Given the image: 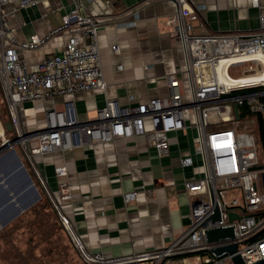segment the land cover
<instances>
[{
  "label": "built area",
  "instance_id": "built-area-1",
  "mask_svg": "<svg viewBox=\"0 0 264 264\" xmlns=\"http://www.w3.org/2000/svg\"><path fill=\"white\" fill-rule=\"evenodd\" d=\"M41 0H0V86L7 121L0 119V153L13 152L18 167L24 171L18 150L35 174L39 186L48 195L61 224L90 263L121 264L150 260L152 264H185L186 254L199 258V264H227L228 253L215 255L210 247L237 244L245 264L264 257V190L258 178L264 170L263 150L258 135L240 120L241 107L253 113H264V12L258 14V26L250 30L196 31L203 0H171L175 8L166 17L169 33L177 38L183 57L178 73L164 76L167 92L136 100L129 104L105 97L103 106L92 117L80 119L73 95L90 89L106 91L107 82L96 41L102 20L85 10L80 1L61 17L58 25L44 35L32 34L18 40L3 21L7 11L36 4ZM259 6V0H250ZM84 10V11H83ZM56 35L66 36L59 53L27 62L24 51H35ZM119 50L117 45L112 46ZM71 96L60 106L42 109L41 118L27 127L23 109L26 101ZM135 101V103H132ZM238 106V116L234 105ZM35 115L33 109L30 110ZM9 122L10 128L6 127ZM252 122V121H251ZM255 121H253L254 123ZM186 127L196 130V150L201 156L203 176L184 181L189 196L190 223L165 247L123 257H104L93 252L80 239L60 203L48 189L36 167L35 155L56 150L83 147L92 143H112L117 139L143 136L159 156L169 149V133ZM9 133L11 136H8ZM180 165L192 163L189 156L179 158ZM262 165L261 168H254ZM57 176L66 174L64 165L54 168ZM26 172V171H25ZM27 179L36 190L28 173ZM60 198L70 197L67 185L60 183ZM137 191L126 192L124 199L136 197ZM216 208L218 217H214ZM236 213L230 218L229 214ZM233 224L235 236L208 242L204 229ZM183 255L180 260L173 256Z\"/></svg>",
  "mask_w": 264,
  "mask_h": 264
},
{
  "label": "crops",
  "instance_id": "crops-1",
  "mask_svg": "<svg viewBox=\"0 0 264 264\" xmlns=\"http://www.w3.org/2000/svg\"><path fill=\"white\" fill-rule=\"evenodd\" d=\"M75 1L82 2L87 12L102 20L96 41L107 82L105 92L90 89L73 95L78 117H92L94 110L104 105L106 96L129 104L131 94L136 100L165 95L164 76L178 73L183 65L180 43L170 35L165 21L175 8L171 0H41L8 12L5 6L2 18L11 35L26 40L32 34L44 35L58 25ZM203 2L202 23L196 31L255 29L258 14L264 12V0H259L257 7L250 0ZM65 39L66 36L56 35L39 49L22 52V56L27 62H36L59 53ZM114 45L119 50H114ZM70 97L24 102L26 126L34 125V117L41 118L42 109L60 106ZM31 109L34 116L28 114ZM195 135L192 127L169 133L168 153L163 156L143 136H138L39 154L33 161L87 247L104 257H123L163 248L188 227L190 206L184 181L203 176ZM182 156L191 157L192 163L180 165ZM18 162L13 152L0 153V164L12 176L6 179L7 188L16 187L15 178L21 182L27 179ZM57 165L66 167L63 177L56 175ZM62 181L70 194L65 200L60 198ZM132 191L138 192L136 197L126 201L124 194ZM181 261L200 263L195 255ZM144 262L152 264L150 260L137 264Z\"/></svg>",
  "mask_w": 264,
  "mask_h": 264
},
{
  "label": "rangeland",
  "instance_id": "rangeland-1",
  "mask_svg": "<svg viewBox=\"0 0 264 264\" xmlns=\"http://www.w3.org/2000/svg\"><path fill=\"white\" fill-rule=\"evenodd\" d=\"M0 119L7 121L1 86ZM240 120L245 121V125L249 129L253 130L254 128V132L258 135L254 116L242 115ZM253 121L255 122L253 123ZM7 135L11 136L9 133ZM18 154L20 160L28 169V171L25 170V173H28V176L33 178L36 190L33 187L32 193H29L30 190L25 191V193L19 192L18 199L15 202L17 204L13 208V204L10 201L14 199L13 196L16 194L14 189L19 187L18 183L20 185L21 180L17 178L15 181L16 187L8 188V190L5 187V183L7 184L6 179L12 176L11 173H8L9 171H7L8 169L5 165L0 164V217L3 219L10 216L8 222L4 225L0 224V264H102L100 262H86L81 257L69 232L61 224L52 201L39 186L38 180L31 170L25 155L20 150H18ZM262 158L264 164V155H262ZM257 182L259 187L264 190V170L261 172ZM35 196L37 199L21 211L22 205L31 201ZM19 210L20 212H18ZM226 262L227 264H232L230 259ZM137 263L125 262L121 264ZM143 264H148V262Z\"/></svg>",
  "mask_w": 264,
  "mask_h": 264
},
{
  "label": "water",
  "instance_id": "water-1",
  "mask_svg": "<svg viewBox=\"0 0 264 264\" xmlns=\"http://www.w3.org/2000/svg\"><path fill=\"white\" fill-rule=\"evenodd\" d=\"M234 108H235L236 114L238 116V106L235 104ZM6 127L10 128L9 122L6 123ZM261 166L262 165H258L254 168H261ZM31 203L32 202H28V203L24 204L22 207H25L27 205L29 206ZM229 216H230V218H234V217H236V213L231 212L229 214ZM214 217H216V218L218 217L217 208H216V212H215ZM3 225H4V223H3ZM204 233H205L206 241H208V242L219 240V239H224L227 237L233 238L235 236L233 224L204 229ZM209 251L212 252L213 254H215L216 256L221 255L224 252L228 253L231 256L232 264H245L237 252L236 242H232V243H229L226 245H221V246H216V247H210ZM250 264H264V257L255 261V262H252Z\"/></svg>",
  "mask_w": 264,
  "mask_h": 264
},
{
  "label": "trees",
  "instance_id": "trees-1",
  "mask_svg": "<svg viewBox=\"0 0 264 264\" xmlns=\"http://www.w3.org/2000/svg\"><path fill=\"white\" fill-rule=\"evenodd\" d=\"M261 100L264 103V96L261 98ZM241 112L240 115L244 116V115H248L250 114L246 107L243 106L241 107ZM255 118H256V124H257V131H258V137L262 146V150H263V155H264V113H253L252 114ZM264 234V229H262L259 233V235H263ZM187 255H191V254H186ZM183 255H175L173 256L174 258H178V257H182Z\"/></svg>",
  "mask_w": 264,
  "mask_h": 264
},
{
  "label": "bare ground",
  "instance_id": "bare-ground-1",
  "mask_svg": "<svg viewBox=\"0 0 264 264\" xmlns=\"http://www.w3.org/2000/svg\"><path fill=\"white\" fill-rule=\"evenodd\" d=\"M8 153H10V152H8ZM15 163V162H14ZM16 167V166H15ZM8 171V170H7ZM15 171V170H14ZM12 172V171H11ZM17 172H18V170H17ZM9 173V172H8ZM26 177V176H25ZM15 179H17V178H15ZM19 179V178H18ZM7 182V181H6ZM18 188H16V189H14L15 191H16V194H14L15 196H13V200H11L10 201V203L11 204H13L12 206H13V208H15V206H16V204H15V202H16V200L18 199V194H19V192H22V193H25V191H29L30 190V192L29 193H32L33 192V186H32V184L30 183V181H29V179H26L25 181H23V182H21L20 183V185H19V183H18ZM5 187L7 188V186L5 185ZM8 189V188H7ZM10 189V188H9ZM8 189V190H9ZM13 190V191H14ZM35 191V190H34ZM13 194V193H12ZM9 197V196H8ZM16 197V198H15ZM20 198V197H19ZM37 198H36V196L31 200V201H29V202H33V201H35ZM30 200V199H29ZM19 201V200H18ZM10 203H9V205H10ZM23 206V205H22ZM28 207V205L27 206H25V207H21V211L23 210V209H25V208H27ZM20 210L18 211V212H20ZM17 212V213H18ZM16 213V214H17ZM15 216V215H14ZM9 218H10V216L8 217H6V218H1L0 217V221H1V223L0 224H5L6 222H8V220H9Z\"/></svg>",
  "mask_w": 264,
  "mask_h": 264
}]
</instances>
